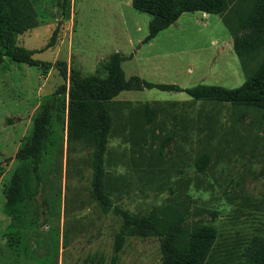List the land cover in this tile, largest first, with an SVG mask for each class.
Segmentation results:
<instances>
[{
    "label": "rangeland",
    "instance_id": "1",
    "mask_svg": "<svg viewBox=\"0 0 264 264\" xmlns=\"http://www.w3.org/2000/svg\"><path fill=\"white\" fill-rule=\"evenodd\" d=\"M29 1L35 27L17 35L16 44L34 51V60L65 62L67 77L71 67L103 76L97 64L120 52L127 58L120 63L125 79L138 76L182 89L237 88L246 80L234 36L219 16L184 13L143 43L151 17L135 11L131 0ZM256 28H243L236 37ZM61 85L66 93L57 98L65 111L52 113L38 194L10 214L4 191L22 165L15 155L31 134L33 118ZM68 88L57 67L43 74L0 50V264H110L119 227L114 207L136 216L170 208L184 213L185 224L212 226L218 261L244 264L264 249L262 116L193 101L184 92H120L114 101L147 104L156 112L143 139L126 134L107 140L103 170L118 191L112 190L105 209L91 194L93 148L67 142ZM167 134L172 136L159 155ZM202 155L207 159L198 169ZM115 264H161L160 239L127 237Z\"/></svg>",
    "mask_w": 264,
    "mask_h": 264
},
{
    "label": "trees",
    "instance_id": "2",
    "mask_svg": "<svg viewBox=\"0 0 264 264\" xmlns=\"http://www.w3.org/2000/svg\"><path fill=\"white\" fill-rule=\"evenodd\" d=\"M131 7L151 17L148 33L143 43L151 41L167 29L184 13L202 12L219 16L225 29L234 36L233 50L246 73V80L237 88L215 85H196L179 88L170 84H153L138 76L125 79L120 63L127 58L113 52L97 64L103 73L83 75L67 65L55 61L53 65L34 60V51L17 46L16 36L35 27V11L29 0H0V50L16 63L40 67L43 74L57 67L63 80H69L67 105V142L89 145L93 148L94 176L92 197L105 209L111 206L109 196L117 193L112 178L103 170L107 140L122 135L144 138L153 124L155 107L119 103L113 99L123 91L156 89L184 92L191 100L214 104H228L242 114L254 113L264 119V0H131ZM256 25L250 34L236 37L243 28ZM49 47V46H48ZM66 93L65 85L59 86L54 96L45 102L32 121L30 136L18 149L15 159L22 165L13 172L4 191L5 209L15 214L17 207L38 194V171L47 149L52 113L58 116L65 111L64 100L58 95ZM125 109L126 113H123ZM123 110V111H121ZM151 131V130H150ZM262 151L264 156V128ZM152 133V132H151ZM167 134L161 142L159 155ZM206 155L196 162L201 169ZM264 161V160H263ZM32 176L34 180L32 179ZM119 179L116 178L117 185ZM35 182V183H34ZM119 217V227L114 234L110 264H115L117 254L127 237L154 236L160 239L161 264H231L226 257L218 261L213 255L216 230L209 225L184 223V213L170 208L159 214L150 212L136 216L121 207H114ZM244 264H264V249L246 259Z\"/></svg>",
    "mask_w": 264,
    "mask_h": 264
},
{
    "label": "crops",
    "instance_id": "3",
    "mask_svg": "<svg viewBox=\"0 0 264 264\" xmlns=\"http://www.w3.org/2000/svg\"><path fill=\"white\" fill-rule=\"evenodd\" d=\"M196 13H201L202 17H208L209 15L206 13H202V12H196Z\"/></svg>",
    "mask_w": 264,
    "mask_h": 264
}]
</instances>
